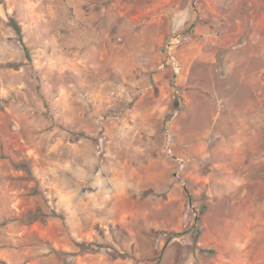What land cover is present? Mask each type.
<instances>
[{"label":"rangeland","instance_id":"rangeland-1","mask_svg":"<svg viewBox=\"0 0 264 264\" xmlns=\"http://www.w3.org/2000/svg\"><path fill=\"white\" fill-rule=\"evenodd\" d=\"M0 264H264V0H0Z\"/></svg>","mask_w":264,"mask_h":264},{"label":"built area","instance_id":"built-area-1","mask_svg":"<svg viewBox=\"0 0 264 264\" xmlns=\"http://www.w3.org/2000/svg\"><path fill=\"white\" fill-rule=\"evenodd\" d=\"M182 42L180 35H175L170 38V40L165 44L164 47V60L160 63L159 69L165 71L166 69H170L173 74V78L175 80V84H177L181 74H182V65L176 55V49L180 46ZM171 122L167 124L165 130V143H166V152L172 157L174 160L178 162V164L183 168L185 166V162L183 159L175 156L172 148V134H171Z\"/></svg>","mask_w":264,"mask_h":264},{"label":"trees","instance_id":"trees-1","mask_svg":"<svg viewBox=\"0 0 264 264\" xmlns=\"http://www.w3.org/2000/svg\"><path fill=\"white\" fill-rule=\"evenodd\" d=\"M13 26L15 27V29L17 30L18 34H20V29L18 28L17 24L13 22Z\"/></svg>","mask_w":264,"mask_h":264}]
</instances>
